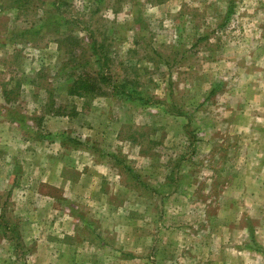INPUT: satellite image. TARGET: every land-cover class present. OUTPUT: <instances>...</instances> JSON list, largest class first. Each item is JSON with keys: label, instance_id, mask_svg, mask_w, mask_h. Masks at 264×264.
<instances>
[{"label": "rangeland", "instance_id": "374dc122", "mask_svg": "<svg viewBox=\"0 0 264 264\" xmlns=\"http://www.w3.org/2000/svg\"><path fill=\"white\" fill-rule=\"evenodd\" d=\"M263 51L264 0H0V264H264Z\"/></svg>", "mask_w": 264, "mask_h": 264}, {"label": "trees", "instance_id": "16d2710c", "mask_svg": "<svg viewBox=\"0 0 264 264\" xmlns=\"http://www.w3.org/2000/svg\"><path fill=\"white\" fill-rule=\"evenodd\" d=\"M92 52L96 55V57L99 58L97 61L98 65L100 64L99 70L97 71V73H94V78H90L84 73L72 75L68 89L69 95L83 98L84 96H88L95 93L96 91H99L100 87L98 86V84L105 82L106 78L104 77V71L101 68L104 63H102V60L104 59L102 55L103 50L99 51L97 48L93 47ZM73 69L75 68L73 67ZM94 80L97 82H95Z\"/></svg>", "mask_w": 264, "mask_h": 264}, {"label": "crops", "instance_id": "0c3cea01", "mask_svg": "<svg viewBox=\"0 0 264 264\" xmlns=\"http://www.w3.org/2000/svg\"><path fill=\"white\" fill-rule=\"evenodd\" d=\"M263 58H264V51H263ZM259 83H260V88H262V90H261V95L263 96V98H264V76L263 77H261L260 79H259V81H258ZM262 86V87H261ZM256 118L260 121V122H262L261 123V126L262 127H264V112H260L259 114H258V116H256Z\"/></svg>", "mask_w": 264, "mask_h": 264}]
</instances>
